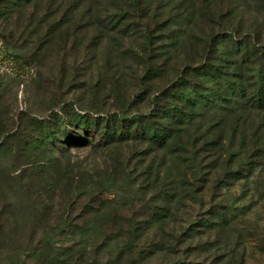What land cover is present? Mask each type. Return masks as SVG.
Returning a JSON list of instances; mask_svg holds the SVG:
<instances>
[{
    "label": "trees",
    "instance_id": "1",
    "mask_svg": "<svg viewBox=\"0 0 264 264\" xmlns=\"http://www.w3.org/2000/svg\"><path fill=\"white\" fill-rule=\"evenodd\" d=\"M36 1L0 0V19H9ZM61 1H66L61 20L53 25L59 28L70 20L75 29L73 15L81 8L83 16L85 6L89 8L88 0ZM110 1L116 10L105 19L103 28L120 40L130 34L141 40L146 53L142 62L146 82L161 77L168 62L165 60L181 48L179 42L183 48L181 63L173 66L172 77L150 96L147 113H129L125 105L116 112L99 113L89 107L74 109L67 103L45 118L30 120L39 135L28 145L40 150L42 157L36 161L40 172L56 164L54 150L102 151L128 143L133 152L123 160H111L96 174L66 182L58 227L43 238L41 247L30 250V257L33 264H41L44 253L51 254L45 264H88L80 256L81 250L77 262L71 263L70 250L58 249L54 239L70 233L84 241L91 231L103 229L109 232L102 233L101 242L120 239L121 244L106 264H195L187 260L193 247L185 242L193 241L202 230L225 228L226 208L210 205L206 212L189 217L184 224L179 222L177 230L168 229L169 220L176 221L182 201L200 202L196 195L209 175L203 166L208 156L216 155L213 165L220 161V175L213 184L219 188L229 179L250 173L259 161L262 164L264 29L262 34L256 30L240 32L230 19L222 22L221 12L211 17V0H180L184 12L172 18L169 12L164 17L160 12L150 16L154 0ZM165 4L159 0L158 7ZM197 12L215 27L205 37L194 38L195 44L188 49V44L179 40V33L184 32V22ZM174 19H181L183 24ZM99 37L96 35L94 41ZM155 51L158 58L163 55L165 59L162 67H153ZM167 153L180 161L181 168L174 175L162 168L163 154ZM117 179L130 187L126 201L108 197L110 182Z\"/></svg>",
    "mask_w": 264,
    "mask_h": 264
},
{
    "label": "rangeland",
    "instance_id": "2",
    "mask_svg": "<svg viewBox=\"0 0 264 264\" xmlns=\"http://www.w3.org/2000/svg\"><path fill=\"white\" fill-rule=\"evenodd\" d=\"M162 1L165 4L168 0ZM170 1L161 8L159 0H154L150 16L160 12L164 17L169 12L172 18L184 12L180 0ZM65 4L61 0H38L9 19H0V264H33L30 250L41 247L43 238L58 227L66 182L87 178L111 160L120 161L133 153L128 143L102 151L54 150L56 164L46 166L41 173L36 164L42 157L40 150L34 151L28 145L39 135L30 120L45 118L67 103L74 109L89 107L99 113L119 111L122 105L129 113H147L150 96L172 77L173 66L180 64L183 56L181 42V48L167 60L163 55L158 58L155 51L153 67L167 65L160 78L146 82L142 63L146 53L141 40L133 34L120 40L103 28L105 19L116 10L110 0H88L89 8L85 6L83 16L81 8L73 15L75 29L70 20L59 28L53 25L61 20ZM209 5L211 17L221 12L222 22L230 19L240 32L256 30L262 34L263 0H211ZM201 20L205 21L198 12L184 24L174 19L183 24L179 40L185 41L188 49L195 44L194 38L205 37L215 27L211 20ZM96 35H101L99 41H94ZM162 60L168 62L161 64ZM173 158L163 154L162 168L172 175L181 168L180 161ZM215 159L216 155H210L203 162L204 172L209 175L196 195L200 202L182 201L176 221L170 219L168 229L177 230V225L189 217L220 204L226 208L228 224L222 229L217 226L212 231L202 230L193 241L185 242L193 247L187 260L195 264H264V159L250 173L229 179L220 188L213 187L221 167L220 161L213 165ZM110 183L109 199L126 201L129 185L121 179ZM108 232L93 230L84 235V241L78 234L68 233L54 241L58 249L70 250L71 263L77 262L81 250L84 262L106 264L109 255L121 249L120 239L100 241L102 233ZM48 258L51 254L44 253L41 264Z\"/></svg>",
    "mask_w": 264,
    "mask_h": 264
}]
</instances>
